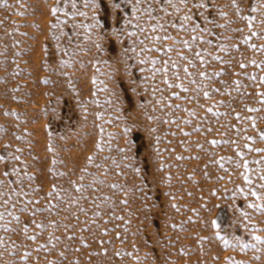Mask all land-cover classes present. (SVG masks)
I'll use <instances>...</instances> for the list:
<instances>
[{
  "label": "rangeland",
  "instance_id": "374dc122",
  "mask_svg": "<svg viewBox=\"0 0 264 264\" xmlns=\"http://www.w3.org/2000/svg\"><path fill=\"white\" fill-rule=\"evenodd\" d=\"M147 7L0 0V264H264V0Z\"/></svg>",
  "mask_w": 264,
  "mask_h": 264
},
{
  "label": "snow or ice",
  "instance_id": "6c2138e0",
  "mask_svg": "<svg viewBox=\"0 0 264 264\" xmlns=\"http://www.w3.org/2000/svg\"><path fill=\"white\" fill-rule=\"evenodd\" d=\"M156 2L157 3H160V4H162V5H164L165 7H163V11L165 12V13H167V7L166 6H171L173 9H175L177 12H179L181 9H180V7H178V4L179 5H183V6H187V3H188V0H156ZM141 3V0H137V5H139ZM94 6H95V4H94ZM73 7H75V3H73ZM192 7L193 8H197V9H199V8H204L205 7V5H204V3H202V2H199V3H193L192 4ZM136 10H138V8H134V11H136ZM155 9L152 7V0H148V7L147 8H145V11L147 12V13H149V14H151L153 11H154ZM254 10V9H253ZM55 11H56V9H54L53 10V13L55 14ZM83 13H81V15H82ZM222 14V13H221ZM201 15H202V13H201ZM182 24L180 25V27H184L189 21H191L192 20V16L191 15H185V16H183L182 18ZM207 19V18H206ZM53 27H55V25H53ZM157 27H163V25H157ZM173 27H176V25H173ZM196 27H199L198 25H196ZM193 30H195V28L193 29ZM134 34V33H133ZM195 39V38H194ZM182 43H184V46L185 47H188V42L187 41H183ZM208 43H211V41H209ZM197 55V57H199L200 56V53H197L196 54ZM183 59H187V57H182ZM215 59H219V57H215ZM203 62V61H202ZM153 64H155V63H157V61H153L152 62ZM189 63H191V61H189ZM176 65L175 64H173V67H175ZM155 71H166V69H156ZM184 71L185 72H187V69L185 68L184 69ZM201 75H204L203 73H201ZM165 83H168L167 82V80H165L164 81ZM169 87H171V85L169 84ZM177 87H183L182 85H177ZM186 90V89H185ZM205 95L207 96L208 94L207 93H205ZM262 138H264V137H262ZM3 157H0V159H2ZM13 171L15 172L16 170L15 169H13ZM5 175H7V173H5ZM245 179H247V177H245ZM261 179H264V176H262L261 177ZM3 184V182L2 181H0V185H2ZM80 189L79 188H77V191H79ZM4 195V193H2V192H0V196H3ZM16 195H20V193H16ZM49 195H52V193H49ZM253 195H256V193H253ZM5 203H7V201H5ZM250 206H252V205H250ZM258 207V206H257ZM23 211H27V208H24V209H22ZM37 211H40L39 209L37 210ZM10 214V213H9ZM98 214V213H97ZM3 213H0V219H2L3 218ZM15 219H19L18 217H15ZM215 223V222H214ZM37 227H43L42 225H37ZM25 231H27V228H25ZM34 238V237H33ZM258 239V238H257Z\"/></svg>",
  "mask_w": 264,
  "mask_h": 264
}]
</instances>
